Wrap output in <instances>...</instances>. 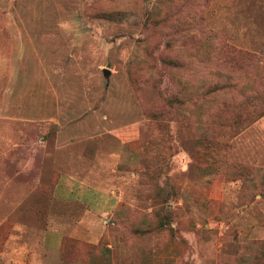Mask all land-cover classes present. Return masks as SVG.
I'll return each mask as SVG.
<instances>
[{
    "label": "rangeland",
    "instance_id": "obj_1",
    "mask_svg": "<svg viewBox=\"0 0 264 264\" xmlns=\"http://www.w3.org/2000/svg\"><path fill=\"white\" fill-rule=\"evenodd\" d=\"M0 264H264V0H0Z\"/></svg>",
    "mask_w": 264,
    "mask_h": 264
},
{
    "label": "water",
    "instance_id": "obj_2",
    "mask_svg": "<svg viewBox=\"0 0 264 264\" xmlns=\"http://www.w3.org/2000/svg\"><path fill=\"white\" fill-rule=\"evenodd\" d=\"M104 73H105L106 75H109V74H110V70H109L108 68H105V69H104Z\"/></svg>",
    "mask_w": 264,
    "mask_h": 264
},
{
    "label": "trees",
    "instance_id": "obj_3",
    "mask_svg": "<svg viewBox=\"0 0 264 264\" xmlns=\"http://www.w3.org/2000/svg\"><path fill=\"white\" fill-rule=\"evenodd\" d=\"M169 62H170V64H174V63H176V61H175V60H171V59H170V61H169ZM241 115H242V114H239V116H241Z\"/></svg>",
    "mask_w": 264,
    "mask_h": 264
}]
</instances>
